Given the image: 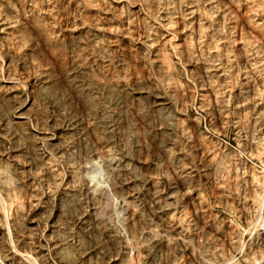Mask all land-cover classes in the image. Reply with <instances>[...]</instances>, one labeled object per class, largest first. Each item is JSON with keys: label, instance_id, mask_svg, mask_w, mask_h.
Here are the masks:
<instances>
[{"label": "rangeland", "instance_id": "374dc122", "mask_svg": "<svg viewBox=\"0 0 264 264\" xmlns=\"http://www.w3.org/2000/svg\"><path fill=\"white\" fill-rule=\"evenodd\" d=\"M0 198V264L246 252L264 0H0Z\"/></svg>", "mask_w": 264, "mask_h": 264}, {"label": "bare ground", "instance_id": "6f19581e", "mask_svg": "<svg viewBox=\"0 0 264 264\" xmlns=\"http://www.w3.org/2000/svg\"><path fill=\"white\" fill-rule=\"evenodd\" d=\"M209 59V58H208ZM260 142V141H259ZM215 159V158H214ZM114 168V167H113ZM224 169V168H223ZM223 174V173H222ZM255 189H256V187L255 186H253ZM252 187V188H253ZM260 188V187H259ZM263 189V188H262ZM261 191V190H260ZM256 193V192H255ZM263 194V193H262ZM15 195V194H14ZM257 196V195H256ZM256 198V197H255ZM254 198V202H253V204H255L256 202L258 203V200L259 199H255ZM1 199V198H0ZM252 200V199H251ZM257 200V201H256ZM260 201V200H259ZM247 202H248V200H247ZM247 204V203H246ZM248 205V204H247ZM251 205V204H250ZM257 204H255V206H256ZM260 205V204H259ZM263 205V208L262 209H264V204H262ZM249 206V205H248ZM250 207H252V205L251 206H249L248 208V210H245L246 212H245V214H244V216H246L245 218H246V228L249 230V233L247 232V234H248V238H249V240H248V250L245 252V248H244V245L243 244H245V243H241L240 244V242L241 241H239L240 239H242V234L241 235H237L236 237H238V238H240L239 240H235V238L236 237H233V236H231L230 235V237H226V235L228 236V234H226V235H224L223 236V239H224V241H223V244H222V247H223V245H227V248H225L224 250H223V248L225 247H223L222 249H221V253H219V255H218V253H217V255H216V257L214 256V258L212 257V258H207L208 256H205V255H203V253L202 254H197V252H195L194 251V249H192V252L191 253H187L188 254V256L190 255V257H188V258H190V260H191V264H264V215L262 216V217H259L260 215L258 214V212H257V209H256V207L255 208H250ZM185 209V208H184ZM188 209V208H187ZM247 209V208H246ZM256 209V210H255ZM261 209V210H262ZM190 212V211H189ZM242 212H244V211H242ZM193 213V212H192ZM132 217V216H131ZM259 218H261V219H259ZM169 221V220H168ZM173 221V220H172ZM171 222V221H170ZM229 222V221H228ZM230 223V222H229ZM167 224H168V222H167ZM170 224V223H169ZM179 224V223H178ZM227 224V223H226ZM175 225H177V223L175 224ZM204 225V224H203ZM231 225V224H230ZM223 226V225H222ZM225 226V225H224ZM170 228V227H169ZM176 228V227H175ZM178 228H180V227H178ZM215 228H217V227H215ZM214 228V229H215ZM231 228V227H230ZM209 229V228H208ZM218 229V228H217ZM234 229V228H233ZM232 229V230H233ZM170 230V229H169ZM175 230H177V229H175ZM216 230V229H215ZM219 230V229H218ZM217 230V231H218ZM222 231H223V229H221ZM174 231V230H173ZM207 231V230H206ZM145 232V231H144ZM171 232V231H170ZM181 232H183V231H181ZM181 232H179L178 231V234L179 233H181ZM219 232V231H218ZM227 231H225V233H226ZM233 232V231H232ZM235 232V231H234ZM185 233V232H184ZM164 234V233H163ZM174 234V233H173ZM175 234H177V233H175ZM187 234H189V233H187ZM186 234V235H187ZM211 234V233H210ZM220 234H221V231H220ZM169 235H170V233H169ZM177 236V235H176ZM176 236H173L172 237V235H170V237H172L173 238V240H174V238L176 237ZM215 236H217V235H215ZM244 236V235H243ZM160 237V236H159ZM183 237V236H182ZM218 238H220V237H222V235L219 237V236H217ZM151 238V237H150ZM185 238L186 237H183V239L182 238H180V236H179V238H176L174 241H175V243L176 244H179V245H181V246H183L184 247V253H185V255H186V252H185V250L187 251V250H189L187 247H189L188 246V244H189V242H187V239L185 240ZM171 239V238H170ZM169 239V240H170ZM10 240V239H9ZM219 240H222V238H220ZM235 240V241H234ZM188 241H191L190 243H192V240H188ZM170 242V241H169ZM171 242H172V240H171ZM245 242V241H244ZM173 244H174V242H172ZM171 243V244H172ZM153 244L156 246V245H158V246H156V247H161V246H164L165 244H167V246H169L170 244L168 243V240L166 239V240H164L163 238H160V239H157L156 241H154L153 242ZM195 244V243H194ZM193 244V245H194ZM203 244V243H202ZM179 245H177V246H179ZM210 245V244H209ZM242 245V246H241ZM216 246V245H215ZM162 248V247H161ZM174 248V247H173ZM175 248H176V245H175ZM190 249L192 248V247H189ZM244 248V249H243ZM171 249V248H170ZM217 249V248H216ZM164 250V249H163ZM177 250H178V248H177ZM180 250V249H179ZM178 250V251H179ZM196 250V249H195ZM219 250V249H218ZM175 251H176V249H175ZM191 251V250H190ZM200 251V250H199ZM198 251V253H200ZM220 251V250H219ZM182 252V251H181ZM180 252V253H181ZM189 252V251H188ZM202 252V251H201ZM218 252V251H217ZM170 253V252H169ZM173 253V252H172ZM213 253V252H212ZM208 254H210V253H208ZM23 255V254H22ZM176 255V254H175ZM201 255H203V257L201 256ZM207 255V254H206ZM171 256H173V255H171ZM210 256V255H209ZM179 257H182V255L180 256L179 255ZM173 258V257H172ZM206 258V259H205ZM173 259H175V258H173ZM175 260H178V259H175ZM180 260V259H179ZM179 262V261H178ZM34 263V262H33Z\"/></svg>", "mask_w": 264, "mask_h": 264}]
</instances>
